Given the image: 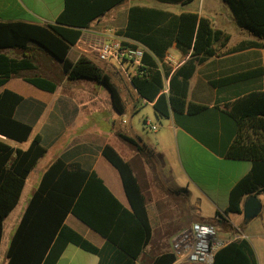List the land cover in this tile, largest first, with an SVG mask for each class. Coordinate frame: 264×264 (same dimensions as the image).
<instances>
[{"label": "trees", "instance_id": "obj_1", "mask_svg": "<svg viewBox=\"0 0 264 264\" xmlns=\"http://www.w3.org/2000/svg\"><path fill=\"white\" fill-rule=\"evenodd\" d=\"M128 0H64V9L54 24L22 21L0 23V88L19 78L31 86L56 93L65 81L87 80L108 88L115 109L122 112L117 90L111 79L91 59L69 58L83 31ZM165 5H189L196 0H155ZM237 24L253 40H245L229 50L238 53L264 50V0H224ZM117 35L139 43L146 75H135L131 84L139 96L153 104L159 119L197 116L208 107L188 101L191 79L206 60L221 57L230 36L213 28L196 12L176 14L160 6H131L126 24ZM175 47L188 59L177 69L165 62ZM15 51L21 56H10ZM264 76V64L221 80L224 85ZM169 78V94L163 93ZM218 85V82L213 83ZM22 97L5 90L0 94V137L27 148H14L0 138V247L4 222L18 205L26 180L48 151L40 137L31 140L33 128L15 119ZM221 112L234 123L235 137L225 158L249 161L251 172L232 189L227 214L242 215L244 198L264 193V90L252 91L224 105ZM135 146L134 141L126 139ZM140 150V149H139ZM104 158L119 172L131 209L124 208L104 182L79 165L54 161L44 172L10 240L6 264H57L69 245L98 255L102 251L65 224L69 214L106 239L120 255L118 263L134 264L152 241V228L146 200L130 164L111 146L104 147ZM223 222V221H222ZM225 222V221H224ZM210 225L215 226L213 223ZM103 263V262H102ZM100 263V264H102ZM176 256L165 253L153 264H175ZM213 264H257L247 240L219 250Z\"/></svg>", "mask_w": 264, "mask_h": 264}, {"label": "crops", "instance_id": "obj_2", "mask_svg": "<svg viewBox=\"0 0 264 264\" xmlns=\"http://www.w3.org/2000/svg\"><path fill=\"white\" fill-rule=\"evenodd\" d=\"M130 7L113 10L112 19L118 14L124 15L120 28L126 24ZM63 9L64 0H0V23L22 21L54 24ZM171 11L176 14L196 12L207 18L214 29L230 36L227 45L230 50L242 41L253 40L247 30L240 28L226 6ZM93 26L98 29L83 31L81 39L72 47L69 58L76 62L81 56H86L110 77L120 98L122 112L115 109L112 95L103 85L91 92L87 88L69 86L65 81L52 94L14 78L0 88V94L7 90L22 97L23 101L14 117L31 126V140L40 137L41 145L48 151L38 163L42 165L41 171L35 175L37 165L30 175V178L35 176L31 196L46 169L57 159H63L68 166L79 165L86 171L94 172L120 204L130 210L121 176L102 154L104 147L109 145L130 164L146 200L152 228L151 244L134 264H153L157 256L172 253L173 239L194 222L213 223L221 238L238 234L241 226L246 231L244 235L251 239L248 242L254 250L257 264H264V193L257 195L262 210L255 219L246 222L243 213L228 215L226 212L232 189L251 172L252 163L225 158L235 137V126L221 112L225 104L239 96L264 90V76L227 85L219 83L264 64L263 50L227 53L206 60L190 81L188 101L205 105L208 110L197 116L185 115L180 121L174 116L159 119L153 104L142 99L121 73H113V76L109 73L115 71L114 65L103 63L104 66L100 67L99 63L102 62L98 60L95 49L106 40V34L101 21ZM168 55L181 60L176 69L188 59L175 47L170 49ZM216 82L218 85L213 84ZM92 113L101 114L103 120L100 123L91 121ZM152 126L157 129L152 130ZM0 138L14 148L23 147ZM126 139L134 141L135 146ZM26 185L27 180L20 200ZM65 224L103 253L101 258L69 245L57 264L127 262L118 263L116 257L120 255L117 251L74 215L69 214Z\"/></svg>", "mask_w": 264, "mask_h": 264}, {"label": "built area", "instance_id": "obj_3", "mask_svg": "<svg viewBox=\"0 0 264 264\" xmlns=\"http://www.w3.org/2000/svg\"><path fill=\"white\" fill-rule=\"evenodd\" d=\"M105 34L107 40L95 49L98 60L116 66L130 83L133 76L146 75L143 64L146 49L139 43L118 36L112 30L106 31ZM166 60H170L169 55ZM130 68L133 69L132 72ZM163 93L169 94V78H164ZM156 129L157 127L152 126V130ZM238 230V234L223 240L215 226L192 223L172 242V252L176 256V263L213 264L214 256L219 250L231 243L247 239Z\"/></svg>", "mask_w": 264, "mask_h": 264}, {"label": "rangeland", "instance_id": "obj_4", "mask_svg": "<svg viewBox=\"0 0 264 264\" xmlns=\"http://www.w3.org/2000/svg\"><path fill=\"white\" fill-rule=\"evenodd\" d=\"M135 5L147 6V7L160 6L162 8H166L170 11L171 10H179V9H181V10H195L199 7H201L203 9L204 7H207V6H215V7L226 6V7H228V5L224 2V0H196L195 2H193L189 5H165V4H160V3L156 2L155 0H128L127 2H125L124 4L119 6V8L122 10V9H126L127 7L135 6ZM228 9L231 13V10L229 7H228ZM113 14H114V11L112 10L111 12H109L106 16H104L100 20L102 22V26L104 27L103 29H105L104 32H106L108 30H112L115 33H117V31L121 27V24L123 23L124 15L121 13V14H118V16L115 19H112ZM95 24H97V23H95ZM91 28L95 29L96 27L93 26ZM97 29L98 28H96V30ZM104 42H102V43H104ZM102 43L100 45H98L97 47H100L102 45ZM229 50H230V48L223 50L222 54L227 55V53H229ZM9 54H11L13 56H21L15 51H9ZM169 58H170V60H166L163 64H161V68L163 71H164L166 66H168L174 70V69H176V67L181 62L180 59H176L172 55H169ZM262 59L264 61L263 55H262ZM99 65H100V67L104 66L103 62L99 63ZM114 67H115V71H117V72H115V71L109 72L112 76H113V73H120L119 69L116 66H114ZM130 70H131V72L133 71L132 68H130ZM68 85L69 86H72V85L78 86L82 89L87 88V89L91 90V92L97 91V89L101 86V85H97V84L90 82V81H87V80L68 81ZM90 88H94V89H90ZM90 120L93 122L100 123L103 120V117L101 114L92 113ZM41 167H42V165H40V164L36 167V170L34 172L35 175L41 171ZM34 177L35 176H31V178H30V176H29V178L27 179V185H26V188L24 190L23 196L19 202V205L17 206V208L14 210V212L5 221L4 234H3L1 250H0V264H6V262H7L8 246H9L10 240L12 239V236H13V234H14L17 226H18L19 220H20V218H21V216L25 210V207L29 201V198L31 196V193L33 190V187H32L33 180L32 179ZM194 223H197V222H194ZM238 229H239L238 231L241 232L242 234L246 233V231L244 229H242L241 226H239ZM158 236H159V233H158ZM161 238L162 237H160V240H161ZM222 239L227 240L228 238H222ZM246 240L250 241L251 239L247 238Z\"/></svg>", "mask_w": 264, "mask_h": 264}, {"label": "water", "instance_id": "obj_5", "mask_svg": "<svg viewBox=\"0 0 264 264\" xmlns=\"http://www.w3.org/2000/svg\"><path fill=\"white\" fill-rule=\"evenodd\" d=\"M108 89V88H107ZM262 210V205L257 195L248 196L243 206V216L246 222L255 219Z\"/></svg>", "mask_w": 264, "mask_h": 264}]
</instances>
